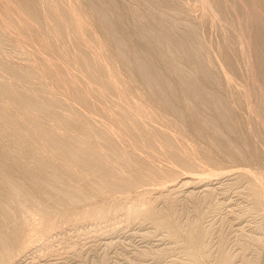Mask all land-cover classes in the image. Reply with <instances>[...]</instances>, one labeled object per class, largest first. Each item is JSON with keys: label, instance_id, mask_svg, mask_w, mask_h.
<instances>
[{"label": "rangeland", "instance_id": "1", "mask_svg": "<svg viewBox=\"0 0 264 264\" xmlns=\"http://www.w3.org/2000/svg\"><path fill=\"white\" fill-rule=\"evenodd\" d=\"M263 34L264 0H0V264H264Z\"/></svg>", "mask_w": 264, "mask_h": 264}, {"label": "bare ground", "instance_id": "2", "mask_svg": "<svg viewBox=\"0 0 264 264\" xmlns=\"http://www.w3.org/2000/svg\"><path fill=\"white\" fill-rule=\"evenodd\" d=\"M242 1V0H241ZM246 1V0H245ZM249 1V0H248ZM254 1V0H253ZM245 3V2H244ZM219 4V3H218ZM217 4V5H218ZM222 4V3H221ZM254 4V3H253ZM258 4V3H257ZM210 5V4H209ZM244 5V4H243ZM251 8V7H250ZM253 8V7H252ZM212 9V8H211ZM210 9V10H211ZM259 10V9H258ZM213 13V12H212ZM239 13V12H238ZM214 14V13H213ZM215 14H216V12H215ZM219 17V16H218ZM222 17V16H221ZM251 17V16H250ZM246 18V17H245ZM222 19V18H221ZM238 19V18H237ZM251 19V18H250ZM258 19V18H257ZM227 20V19H226ZM230 21V20H229ZM227 22V21H226ZM231 24V23H230ZM250 24V23H249ZM232 26H233V24H231ZM251 26V25H250ZM226 27V26H225ZM223 28V27H222ZM259 28V27H258ZM232 29V28H231ZM247 29V28H246ZM234 30V29H233ZM241 30V29H240ZM255 30V29H254ZM235 31H237V30H235ZM259 32H261V31H259ZM235 33V32H234ZM258 33V32H257ZM250 34V33H249ZM227 35V34H226ZM244 35V34H243ZM246 35V34H245ZM262 35V34H261ZM264 35V34H263ZM256 36V35H255ZM256 38V37H255ZM259 38H261V36L259 37ZM225 39V38H224ZM247 40H248V38H247ZM256 40V39H255ZM239 41V40H238ZM246 42V41H245ZM248 42V41H247ZM255 42V41H254ZM210 45V44H209ZM242 45V44H241ZM225 46V45H224ZM219 48H220V46H219ZM255 48V47H254ZM249 49V48H248ZM239 50V49H238ZM237 50V51H238ZM243 50V49H242ZM250 50V49H249ZM255 50V49H254ZM236 51V50H235ZM220 53V52H219ZM245 53V52H244ZM258 53V52H257ZM215 55V54H214ZM247 55V54H246ZM264 56V55H263ZM244 59V58H243ZM219 60V59H218ZM203 61V60H202ZM231 61V60H230ZM252 61V60H251ZM202 63V62H201ZM220 63V62H219ZM234 63V62H233ZM240 63V62H239ZM254 63V62H253ZM259 63V62H258ZM221 65V64H220ZM232 65V64H231ZM248 65V64H247ZM251 65V64H250ZM249 65V66H250ZM236 66V65H235ZM233 67V66H232ZM240 68H241V66H239ZM253 67V66H252ZM257 68V67H256ZM252 69V68H251ZM254 69H252V70H249V71H253ZM213 72V71H212ZM220 72V71H219ZM236 73V72H235ZM249 73V72H248ZM255 75V74H254ZM252 76V75H251ZM245 77V76H244ZM227 79V78H226ZM257 79V78H256ZM262 80V79H261ZM253 81V80H252ZM239 82V81H238ZM234 83V82H233ZM237 83V82H236ZM246 83V82H245ZM247 83H248V81H247ZM253 83V82H252ZM222 84V83H221ZM261 84H263V83H261ZM252 85V84H251ZM264 85V84H263ZM262 87V86H261ZM264 87V86H263ZM205 88V87H204ZM215 89V88H214ZM239 89V88H238ZM254 89V88H253ZM200 90V89H199ZM242 90V89H241ZM244 90V89H243ZM247 90V89H246ZM244 92V91H243ZM252 92V91H251ZM261 92V91H260ZM211 94V93H210ZM247 94V93H246ZM253 94V93H252ZM262 94V93H261ZM255 95V94H254ZM263 95V94H262ZM247 96V95H246ZM245 96V97H246ZM264 96V95H263ZM262 96V97H263ZM257 97H258V95H257ZM261 97V96H260ZM259 97V98H260ZM253 98V97H252ZM256 98V97H255ZM251 99V98H250ZM264 99V98H263ZM228 101V100H227ZM264 102V101H263ZM249 103V102H248ZM252 103V102H251ZM243 104V103H242ZM261 104V103H260ZM232 106V105H231ZM226 107V106H225ZM255 107V106H254ZM263 107V106H262ZM250 109H252V108H250ZM196 110V109H195ZM248 110V109H247ZM257 110V109H256ZM256 110H255V112H256ZM261 110V109H260ZM254 111V110H253ZM254 112V113H255ZM250 113V112H249ZM193 114V113H192ZM251 114V113H250ZM249 114V115H250ZM256 114V116H258L259 117V115H257L258 114V110H257V112L255 113ZM251 116V115H250ZM257 117V118H258ZM251 118V117H250ZM253 118V117H252ZM260 118H262V121L264 122V120H263V117L261 116ZM251 120V119H250ZM258 120V119H257ZM260 120V119H259ZM257 122V121H256ZM218 123V122H217ZM254 123V122H253ZM253 123H252V125H253ZM251 124V123H250ZM260 124V123H259ZM236 125V124H235ZM263 125V124H262ZM261 124H260V126H262ZM259 128V127H258ZM253 129V128H252ZM255 129V128H254ZM262 129H264L263 127H262ZM201 130V129H200ZM255 131H257V130H255ZM251 132V131H250ZM260 132V131H259ZM240 134V133H239ZM263 134V133H262ZM260 136V135H259ZM218 137V136H217ZM262 137V136H261ZM261 137H260V139H261ZM240 138V137H239ZM259 139V138H258ZM232 142V141H231ZM258 142V141H257ZM260 142V141H259ZM228 143V142H227ZM208 149V148H207ZM257 151V150H256ZM261 152V151H260ZM237 155V154H236ZM229 159V158H228ZM234 161V160H233ZM246 166V165H245ZM256 168V167H255ZM253 169V168H252ZM232 170V169H231ZM239 170V169H238ZM243 170V169H242ZM261 170V169H260ZM258 172V171H257ZM232 173V172H231ZM250 173H251V171H250ZM251 175V174H250ZM217 176V175H216ZM262 176V175H261ZM262 178V177H261ZM262 184V183H261ZM263 191V190H262ZM2 245V244H1ZM5 247V246H4ZM5 250V249H4ZM222 257V256H221Z\"/></svg>", "mask_w": 264, "mask_h": 264}]
</instances>
